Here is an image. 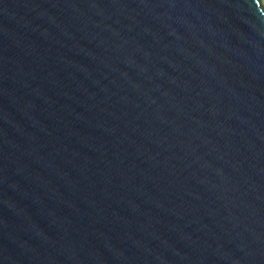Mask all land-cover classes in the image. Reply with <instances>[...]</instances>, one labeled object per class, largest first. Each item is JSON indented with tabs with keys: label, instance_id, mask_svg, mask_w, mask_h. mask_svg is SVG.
Returning <instances> with one entry per match:
<instances>
[{
	"label": "water",
	"instance_id": "obj_1",
	"mask_svg": "<svg viewBox=\"0 0 264 264\" xmlns=\"http://www.w3.org/2000/svg\"><path fill=\"white\" fill-rule=\"evenodd\" d=\"M0 264H264V0H0Z\"/></svg>",
	"mask_w": 264,
	"mask_h": 264
}]
</instances>
